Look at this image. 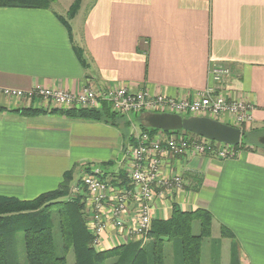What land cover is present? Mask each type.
I'll return each mask as SVG.
<instances>
[{
	"label": "crops",
	"instance_id": "obj_1",
	"mask_svg": "<svg viewBox=\"0 0 264 264\" xmlns=\"http://www.w3.org/2000/svg\"><path fill=\"white\" fill-rule=\"evenodd\" d=\"M65 20L52 5L0 7V195L32 199L58 187L70 170L75 183L92 164L110 162L118 171L127 141L105 122L11 111L56 106L6 97L3 88L78 91L118 83L190 98L213 85L251 107L241 129H264V0H91L81 20ZM213 64L230 69L218 83L210 77ZM170 162L182 188L155 199L152 218H169L173 204L206 209L213 264H264V149L188 153ZM221 226L233 237H222Z\"/></svg>",
	"mask_w": 264,
	"mask_h": 264
},
{
	"label": "built area",
	"instance_id": "obj_2",
	"mask_svg": "<svg viewBox=\"0 0 264 264\" xmlns=\"http://www.w3.org/2000/svg\"><path fill=\"white\" fill-rule=\"evenodd\" d=\"M229 67L213 64L211 80L221 81ZM9 98L32 102L42 98L62 108H95L107 102L117 113L144 115L172 112L182 116H206L223 123L242 127L251 119L250 106L237 102L212 86L195 92L190 98H175L146 89L131 90L125 84L83 85L78 91L36 87L27 90L3 88ZM185 114V115H183ZM134 144H128L120 155L126 178L117 176L101 164L85 167L79 180L70 187V194H85L86 226L93 235L92 245L106 249L117 244L138 240L144 243L150 230L154 200L182 188L181 175L170 171L171 159L186 154L227 157L229 145L182 131L155 134L141 130L132 122Z\"/></svg>",
	"mask_w": 264,
	"mask_h": 264
},
{
	"label": "trees",
	"instance_id": "obj_3",
	"mask_svg": "<svg viewBox=\"0 0 264 264\" xmlns=\"http://www.w3.org/2000/svg\"><path fill=\"white\" fill-rule=\"evenodd\" d=\"M53 0H0V7L22 6L48 8ZM79 0H74L67 10V17L72 18L77 10ZM64 23L68 26L67 21ZM0 110L4 107L0 106ZM11 111L26 116L39 113H58L67 118L101 121L121 128L126 144L133 145L131 135L132 122L150 134L159 132V129L150 127L144 122L142 115L120 114L111 109L107 102H102L95 108H44L21 106ZM178 132L164 131L166 133ZM184 132L190 134L189 131ZM264 134V129L242 128L241 140L237 145H229L232 150H251L263 148L258 137ZM110 162L101 164L107 167ZM73 171L65 172L62 181L55 189L48 190L38 196L22 200L15 197L0 195V264H10L11 258L17 257L13 249L12 234L22 231L23 247L26 264H67L65 253L72 250L74 264H164V247L166 243L178 241V250L181 252L182 264H201V245L204 238L211 233L212 216L206 209L181 210L176 204L172 205L171 215L167 219L152 218L147 240L140 243L130 240L127 243L98 250L92 245L93 235L86 226L87 212L84 209L83 192L69 196L70 182ZM117 176L126 178L121 168ZM79 178L77 179V181ZM53 218L61 237L63 254L55 253L53 239ZM199 224L198 233H193L192 224ZM220 235L232 238L231 231L221 226ZM173 248V246H172ZM181 250V251H180Z\"/></svg>",
	"mask_w": 264,
	"mask_h": 264
},
{
	"label": "water",
	"instance_id": "obj_4",
	"mask_svg": "<svg viewBox=\"0 0 264 264\" xmlns=\"http://www.w3.org/2000/svg\"><path fill=\"white\" fill-rule=\"evenodd\" d=\"M142 118L148 126L162 131L185 130L227 145H237L242 136L240 127L206 116H182L178 113L160 112L146 113ZM259 142L264 145V134L259 137Z\"/></svg>",
	"mask_w": 264,
	"mask_h": 264
},
{
	"label": "rangeland",
	"instance_id": "obj_5",
	"mask_svg": "<svg viewBox=\"0 0 264 264\" xmlns=\"http://www.w3.org/2000/svg\"><path fill=\"white\" fill-rule=\"evenodd\" d=\"M73 1L74 0H53L50 2V5H52L53 8L55 10H57L59 13H61L66 20H68L69 25H71L70 20L72 18L67 17V11L66 10H68L69 6L71 5V3ZM90 2H91V0H79L78 7H77V10L75 13V16H76V18H78V20H81V18L83 17L84 9L87 7L88 3H90ZM183 115H185V114H183ZM243 129L245 131H247L245 128H243ZM241 131H242V129H241ZM259 137H258V139H259ZM107 168H108V166H107ZM70 187L72 188V184H70ZM69 196H73V195L70 194V192H69ZM192 231H193V233H197L195 226L192 229ZM12 237H13V249L15 250L14 254L17 257L11 258L9 260V263L10 264H26L25 255H24V247H23L22 231L14 232L12 234ZM53 239H54V245H55V253L57 255H62L63 254L62 242H61V237H60V233H59V229H58V225H57V220L55 218H53ZM206 240L207 239H205V238L202 240L201 254H200L201 264H213V263H215V261L212 260L209 256H206V251H207V247H208V242ZM172 246H173V248H172ZM172 246H171V243H166V245L164 247V255H165L164 264H182L181 252H179V250H178V241H174V245H172ZM216 252L220 254V250L218 249L217 244H216ZM65 257H66V263L67 264H74L73 252L71 249L65 253ZM216 259H217V257H216Z\"/></svg>",
	"mask_w": 264,
	"mask_h": 264
}]
</instances>
